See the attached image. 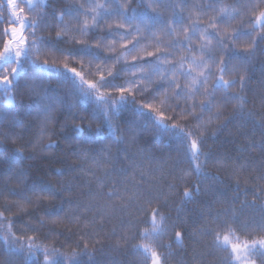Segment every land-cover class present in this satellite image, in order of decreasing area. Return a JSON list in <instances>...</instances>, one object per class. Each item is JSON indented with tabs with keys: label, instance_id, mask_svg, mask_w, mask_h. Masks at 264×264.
<instances>
[{
	"label": "snow or ice",
	"instance_id": "obj_1",
	"mask_svg": "<svg viewBox=\"0 0 264 264\" xmlns=\"http://www.w3.org/2000/svg\"><path fill=\"white\" fill-rule=\"evenodd\" d=\"M44 3L45 0H41V4ZM261 3H264V0H261ZM27 7L32 8V0H28ZM47 7H51V4L49 3ZM84 7L82 4L79 7L73 5L67 9H61L59 16H57L55 8L50 13L46 8L45 17H42L41 21L34 22L23 15L25 9L17 3V0H8L7 2V11L11 14L9 19L11 27L10 33L7 28L3 33L7 39L2 41V50H0V88L8 97L5 103L10 104L16 98L19 102L14 110L0 111V149H3L2 155L7 157L6 168L0 172V181L5 184L14 182L21 189L20 192L9 191L8 196L16 197L19 202L15 205L17 210L29 215L31 214L27 213L28 206L39 208L46 200L55 201L60 198L61 194L55 190V185L50 180H33L22 167L26 160H35L38 157L49 159L48 153L53 149H60L59 140L70 145L72 147L71 156L82 162L71 167L70 170L73 172H91V169L83 167V163L89 161L99 163L96 156L100 153H107L111 158L109 149L102 148L97 153L91 145L85 144L78 137L80 133L85 132H94L95 135H100L105 126L111 130L112 121L117 119L121 106L128 102L125 93L132 95L131 101L134 104L137 103L133 88L123 86L116 88L115 91L119 93V99L111 97V103H109V97H106L105 92L101 89L107 90L113 85L106 84L108 80L104 73H100L98 82H92L85 77L82 70L78 71L76 67H69L67 62L61 69L50 64L48 59L41 60L42 55L49 52L58 53V51L59 55L64 56L66 60L69 57L81 60L83 58L77 57L70 50L60 51L49 46L50 42L68 43L61 32L57 31L55 36H51L49 33L50 38L48 39L43 36L37 37L36 32L37 30H49L51 26L44 22L48 16H51L52 20L60 25H63L64 17L75 21L79 26L77 31L81 37L88 36L90 30L95 29L102 22L111 26L109 22L114 18L117 28L127 26L132 28L136 34H139L143 29L151 37L157 36L154 28L159 25L160 33L172 38L166 46L169 50L168 54L157 58L164 63H171L175 60L174 54L178 49L182 48L189 53L187 57L182 56L178 63H173L170 69L153 65L149 76H141L132 83L136 88H139L142 94L151 92L153 102L158 101L159 108L155 107L153 102L140 103V115L142 116L143 110L147 109L151 116L152 129L174 138L176 143L175 154L179 159L173 162L172 171L169 175L185 185L182 198L185 202H192L193 197L200 194L201 187L206 181L219 180V177L210 176L204 171L210 162L218 163L214 160L211 152L205 153L203 151L206 144L203 134L207 131L205 115L209 116L208 123L213 119L219 121L223 114L222 110L228 105L234 104L236 113L234 118L241 120L245 118L244 104L246 101L240 93L244 91L248 82L249 65L252 60L255 59L258 52L264 55V47H261L264 45V34L256 35L257 25L264 28V11L259 12L255 23L249 21L248 26L251 27L252 31H244L243 24L240 28H232V22L237 17L228 14L218 19H212L206 27H200L196 22L185 25L183 19L177 18L175 14L171 20L160 17L138 20L134 11L131 17L128 16L127 5H118L116 9L109 11L104 4L93 6L94 14L91 17L93 23L89 25L88 14L81 11ZM209 7L210 10H214L211 5ZM96 9L100 11H95ZM81 15L85 17L83 22L79 19ZM27 28H30L31 32L25 35ZM229 30H231L230 35ZM132 34L131 31L127 33L129 36ZM109 35L122 34L115 32ZM180 36L184 37L183 41L179 39ZM241 41L244 43L241 44ZM74 43L77 45L84 44V47L87 48L91 47L83 39L75 40ZM194 43H198L199 47L192 46ZM95 47L100 48V43L97 42ZM135 47L134 45L129 54L135 51ZM148 55L152 56L154 53L149 52ZM136 59L137 57L133 56V60ZM102 62L107 63L108 61ZM148 64H152V62L138 66L134 64L133 69H129V71H144ZM186 64L187 70H185ZM37 66L40 69V74H33L32 69ZM61 70L70 73L74 78L70 86L66 81L59 79L56 81L57 87L66 89L64 99L49 94L52 82L48 74L54 72L59 76ZM108 75L113 76L111 72ZM151 75H159L161 83L155 84ZM177 76H182L185 81H190V84H187L186 88L182 87L175 79ZM113 79H115L114 76ZM139 81H146L148 85H155V87H142ZM237 87L239 92L232 94V90ZM173 89H175V98L184 100L185 107L169 106L170 100L167 93ZM161 94L164 95V99H159ZM81 96L85 100H93L97 105L96 110L100 114L99 118L85 115L80 108L84 102L81 101ZM189 100L193 101L191 105L187 104ZM197 100L199 101L198 104L196 103ZM33 103L39 107L34 112H27L26 106ZM57 108H59V115H53ZM213 109L216 110L214 116L212 115ZM168 113L173 114L169 115ZM254 115L255 113H247L249 119L253 118ZM61 117H63L62 120ZM188 117L194 118L197 130H190L186 125L181 126L178 123V121ZM93 123H97L95 129L92 128ZM53 124L59 125L60 133L51 130ZM260 127L264 129V123H261ZM119 131V126H117L112 136V141L115 143L122 142L117 136ZM57 136L59 140L53 139ZM45 138L51 143L44 145ZM17 144L19 147L16 146ZM260 147L264 150V133H262ZM30 149L32 150L31 153L26 155ZM201 156H203V160L200 159ZM109 162L112 163V171L107 172L103 179L97 178L95 189L89 188L88 194L95 200V203L90 202L85 208L96 211L92 220H88L83 215H73L70 218L66 215L62 217L63 207L56 208L55 205L51 210L44 209L43 217L50 221L67 219L70 224L83 220L85 227L100 224L101 231H103V224L119 214L121 229L136 228V231H129L126 235H120L116 240L117 247L120 244L139 240L140 243L132 246L135 253H143L145 264H166V258L161 251L170 247V245L161 243L167 234L169 220V217L161 215L162 209L167 207L166 203L161 204V197L164 193L156 187L152 180H146L143 176L140 177L139 185H134L133 189L130 190L127 185L131 181L121 179V177H127L130 169L124 170L117 167L121 163L119 156L114 160L103 161V163ZM184 163H187L188 166L181 168L180 165ZM64 175L65 172L60 169H56L52 173L54 177ZM92 175L94 176L95 173ZM111 177H116V179L112 180ZM192 177H195V182L189 186L187 181ZM160 179L162 180L163 177ZM248 182L254 186L250 190L245 188L243 194L245 197L251 194L253 200L251 205H248L247 200H245L241 205L242 207L254 206L257 200L264 199V175L250 178ZM168 187L174 191L177 190L174 185ZM105 188L110 190L105 191ZM215 191L220 192L221 195L224 194L219 187H216ZM3 195L4 193L0 192V196ZM239 195L238 184L233 203L236 202ZM154 204L158 206L152 207ZM147 207H152V211L148 219L139 220V224L144 225L141 229L133 221V216L139 218L146 213ZM206 207L210 208L211 205H206ZM10 211V208L5 207L4 211L0 212V224L6 225L5 234L0 236V240L6 245V251L9 254L24 255L25 264L30 258H38L40 254L44 256L43 264H81L80 255L88 256L89 259L94 255L87 251L89 245L95 248L102 243L99 233H96L98 238L92 239L91 233L81 232L80 240L83 243V252L73 251L70 255H64L58 249H49L47 246L38 244L35 235L28 236L27 242H25L21 235L12 232L13 223L5 216V212ZM125 215L128 217L127 221L123 219ZM204 216L205 214L202 213L201 218L203 219ZM206 216L209 223L205 225L202 232V235L209 238L206 246L225 252L227 254L225 264H264V217L260 222L250 223L241 222L238 216L231 213L213 215L211 211H208ZM37 223L43 227L46 220L40 218ZM25 228L32 233L39 232L38 228H29L27 224ZM186 235L187 233L176 231V242H181ZM113 238H116L115 230H113ZM6 264H12V261H8ZM113 264L116 262L113 261Z\"/></svg>",
	"mask_w": 264,
	"mask_h": 264
},
{
	"label": "trees",
	"instance_id": "obj_2",
	"mask_svg": "<svg viewBox=\"0 0 264 264\" xmlns=\"http://www.w3.org/2000/svg\"><path fill=\"white\" fill-rule=\"evenodd\" d=\"M17 3L24 7L23 15L31 21H41L45 17V11L50 13L53 8L56 9L57 16L60 15L61 9H67L75 5L79 7L84 5L81 9L82 12L88 14V23L92 25L91 19L94 14L93 6L96 4H104L109 11L116 9L118 5H127V14L132 16L133 11L137 19L141 18H156L160 17L165 20H171L175 14L177 18H182L185 25L196 22L200 27H206L209 22L214 18H221L225 14L236 16L237 19L232 22V28H240L244 25V31H252L248 26L251 20L255 23L256 18L259 16L260 11H264V3L261 0H45L44 4L40 1L34 0L32 8L27 7L26 0H17ZM51 7H47L48 4ZM214 10H210V6ZM224 10V11H221ZM95 11H100L96 9ZM191 17V19H189ZM11 18L10 12L7 11V0H0V50H2V41L7 37L3 35L4 30L10 26L9 19ZM79 19L83 22L85 17L81 15ZM51 27L47 31L37 30V37L43 36L50 38L55 36L57 31L61 32L64 39L68 41L67 44L60 42L49 43V46L60 51L70 50L77 57L83 59L66 58L55 52H49L41 56V60L48 59L50 64L54 67L63 68L65 62L69 67H76L78 71L82 70L85 77L92 82L100 80V73H104L106 84H112L113 87L107 90L101 89L105 92L106 97L119 99V93L115 91L118 87H132L135 95L134 104L132 95L125 93L128 97L126 105L121 106L117 119L112 121V129L110 130L105 126L100 135H95L94 132L80 133L79 137L85 144H89L92 148L99 153L100 149H109L111 158L107 153H100L96 156L99 163H83L85 169H91V172H73L71 167L75 164L82 163L71 156L72 147L65 144L59 137L53 139L59 140L60 149H53L48 153L49 159L38 157L35 160L24 161L22 167L29 173L33 180H50L55 185V190L60 193V198L55 201H44L39 208L27 207V213L18 211L15 206L19 203L16 197L8 196L9 191L20 192L21 189L14 182L5 184L0 181V192L4 195L0 196V212L4 211L5 207L11 209L10 212H5L8 220L12 221V232L21 235L25 242L27 237L35 235L38 244L47 246L49 249H58L64 255H70L73 251L77 253L83 252V243L80 240L81 232L91 233L92 239L98 238L96 233H99V238L102 243L98 244L95 248L89 245L88 252L93 253V257L89 259L88 256L80 255L79 259L81 264H145L143 253H135L133 244L140 243L139 240L131 241L128 244L116 245V240L120 235H126L129 231L134 232L136 228L121 229V217L119 214L110 221L103 224V231L101 225H89L85 227L83 220L75 224H70L67 219L50 221L43 217V210H51L53 205L56 208L63 207V216L72 217L85 216L88 220H92L96 215L94 209L89 208L86 210L85 206L89 203H95V200L88 194L89 188H96L97 178H105L107 172L112 171V163H103L104 160L115 159L119 156L121 163L117 165L118 168L129 170L127 177L121 179L130 180L131 183L127 187L132 190L134 185H139L140 177L143 176L146 180H152L156 187L161 190L164 195L161 197V204L166 203L167 207L163 208L161 215L169 217L168 231L163 240L164 245H170L162 249L166 264H225L226 253L214 250L207 247L209 238L202 235L205 225L209 223L206 213L211 211L213 215L220 214H235L240 218L241 222L256 223L264 217V199L257 200L254 206L241 205L247 200L248 205H251L253 197L249 194L244 196L243 190L253 188V184L249 183L250 178H255L264 175V150L261 149V137L264 129L260 127L264 123V55L257 53L255 59L249 65L250 71L248 73V82L246 87L240 95L246 101L244 104L245 118L243 120L236 117L235 105L230 104L222 110V117L219 121L213 119L208 123L209 116L205 115V125L207 131L203 134L206 141L203 151L205 153L211 152L215 161L218 163L210 162L204 169L210 176L219 177L218 181H206L202 187L199 195L194 196L192 202H185L182 198L184 191V184L172 178L169 173L172 171L173 162L179 159L175 154L176 143L174 138L169 135L162 134L152 129L151 116L148 110L144 109V114L141 116L140 103L153 102L151 100V92L141 93L139 88H136L132 83L137 81L141 76H149L150 69L153 65H158L163 69H170L173 63H178L180 58L189 56V53L184 49H178L175 55V60L171 63H164L158 60V57L168 54L166 47L170 43L169 37L160 33L159 25H156L154 30L157 32L156 37L149 36L143 29L139 34H136L132 28L127 26L117 28L116 21L113 18L109 23H101L95 29L90 30L88 36L81 37L77 31L79 27L75 21H71L68 17H64L63 25L55 23L51 16H48L45 21ZM82 26V25H81ZM133 32L132 35H127L128 32ZM31 32L30 28L25 29V35ZM119 32L122 35H109L110 33ZM231 30H229V35ZM264 34V28L257 25L256 35ZM105 39L100 40L99 38ZM83 39L90 48L84 47V44H75V40ZM181 41L184 40L180 36ZM99 42L100 48L95 47ZM244 41H241L243 44ZM135 47V51L129 54L130 50ZM192 46L199 47L198 43ZM264 47V45H261ZM154 53L149 56L148 53ZM133 56L137 57L134 61ZM199 59V57H197ZM102 61H108L104 63ZM148 64L144 71H129L133 69V65ZM187 64L185 70H187ZM33 74H40L39 67L32 69ZM111 72L113 76H109ZM48 76L52 82L50 95L57 96L64 99L66 89L56 86V81H66L70 86L74 80L70 73L61 70L59 76L54 72L49 73ZM151 79L155 84L161 83L159 75H151ZM171 79V77H169ZM177 82L184 88L190 81H185L182 76L175 78ZM142 87L154 88L155 85H148L146 81H139ZM166 88V84H165ZM175 89L167 93L170 100L171 107L179 105L181 108L185 107L184 100H178L174 95ZM239 92V88L232 90V94ZM161 94L159 99H164ZM8 99L3 90H0V111L14 110L18 104V98L13 99L12 103H5ZM80 108L88 117L99 118V112L96 110L97 105L93 100H85ZM154 106L159 108L158 101L153 102ZM193 101H187L191 105ZM198 104L199 101L197 100ZM39 105L33 103L26 106L27 112H34ZM255 113L254 117L249 119L247 113ZM169 115L173 113H168ZM199 114V112H197ZM216 114L213 109L212 115ZM53 115H59V108ZM63 117H61V120ZM99 122V121H98ZM178 123L181 126H187L190 130H197L196 122L193 117H188L185 120H180ZM119 126V133L117 136L121 143L112 141L113 132ZM97 123L92 124L95 129ZM51 130L60 133L58 124L51 125ZM215 133V135H213ZM199 135V132L197 131ZM133 137H135L133 139ZM51 143L47 138L44 139L43 144L48 145ZM255 145V146H254ZM19 147V144L16 145ZM31 149L26 155L31 153ZM3 149H0V172L6 168L7 157L2 155ZM127 157V158H125ZM203 160V156L200 157ZM135 165V167H133ZM187 163L181 164V168H186ZM243 166V167H241ZM60 169L65 172L64 176L54 177L52 173ZM235 172V174H234ZM92 173H95L93 176ZM154 174V175H153ZM163 177L161 180L160 178ZM110 179L115 180L116 177ZM195 182V177L189 178L187 184L190 186ZM239 184V198L233 203L237 194V185ZM174 185L177 190H172L168 186ZM145 187L147 185H144ZM216 187H219L224 193L216 192ZM105 191L110 190L105 188ZM35 200V197H33ZM211 205L210 208L206 205ZM153 205L152 207H157ZM152 207H147L145 214L139 218L133 216V221L138 224L142 229L143 224H139V220L148 219ZM205 214L201 218V214ZM44 218L46 223L43 227L37 223V220ZM223 218V217H222ZM125 221L128 220L127 215L123 217ZM158 219V218H157ZM38 228V233H32L25 228ZM6 225L0 224V236L5 234ZM113 230L116 232V238H113ZM180 231L187 233L181 242H176L175 232ZM45 237H48L47 239ZM79 245V247H77ZM51 259V258H50ZM12 261V264H25L24 255H11L6 251V245L0 240V264ZM44 256L40 254L37 257L30 258L27 264H43Z\"/></svg>",
	"mask_w": 264,
	"mask_h": 264
},
{
	"label": "rangeland",
	"instance_id": "obj_3",
	"mask_svg": "<svg viewBox=\"0 0 264 264\" xmlns=\"http://www.w3.org/2000/svg\"><path fill=\"white\" fill-rule=\"evenodd\" d=\"M38 1H40L41 2V0H38ZM7 2H8V0H7ZM26 2H27V4H28V0H26ZM34 3V0H32V4ZM9 29V33H10V27L8 28ZM0 90H3L2 88H0Z\"/></svg>",
	"mask_w": 264,
	"mask_h": 264
}]
</instances>
